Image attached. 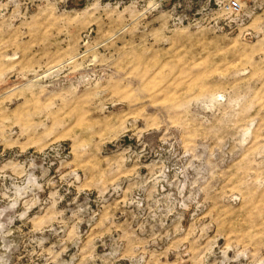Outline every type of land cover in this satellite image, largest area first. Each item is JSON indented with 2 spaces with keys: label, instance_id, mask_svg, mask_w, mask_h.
Wrapping results in <instances>:
<instances>
[{
  "label": "rangeland",
  "instance_id": "1",
  "mask_svg": "<svg viewBox=\"0 0 264 264\" xmlns=\"http://www.w3.org/2000/svg\"><path fill=\"white\" fill-rule=\"evenodd\" d=\"M0 264H264V0H0Z\"/></svg>",
  "mask_w": 264,
  "mask_h": 264
}]
</instances>
